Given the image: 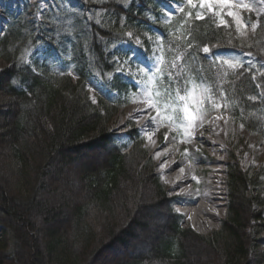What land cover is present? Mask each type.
Listing matches in <instances>:
<instances>
[{"label":"trees","instance_id":"16d2710c","mask_svg":"<svg viewBox=\"0 0 264 264\" xmlns=\"http://www.w3.org/2000/svg\"><path fill=\"white\" fill-rule=\"evenodd\" d=\"M139 1L144 6L137 1L128 8L114 2L97 5L108 6L114 17L109 27L93 28L92 53L88 62L82 57L76 82L21 63L25 40L20 24L0 41V58L9 64L0 72V232L9 233L12 241L8 253L5 239L0 240V264H93L102 256L115 264H256L257 238L264 234V173L241 166L237 144L228 142L227 216L219 231L202 236L181 227L144 141L130 132L134 145L124 152L110 131L125 106L122 96L128 85L117 75L104 44L126 39L133 29H147V15H157L158 4ZM187 18L184 14L173 27L183 25L186 39L179 44L187 59H201L203 47L218 45L264 60V17L247 41L237 36L232 23L224 27L208 16L204 21ZM157 26L170 37L171 27ZM199 63L213 91L221 84L231 96L235 119L264 136V75L241 68L219 83L218 74L205 61ZM91 67L106 81L114 74L118 101H91ZM244 146L242 155L248 150ZM87 155L98 156V165L79 171L81 195L52 206L62 177L73 162L80 167V158ZM63 217L69 221L66 230L58 227Z\"/></svg>","mask_w":264,"mask_h":264},{"label":"rangeland","instance_id":"374dc122","mask_svg":"<svg viewBox=\"0 0 264 264\" xmlns=\"http://www.w3.org/2000/svg\"><path fill=\"white\" fill-rule=\"evenodd\" d=\"M35 1L37 0H0L1 13L10 11L16 16V18H24L28 20L25 22L21 21V26H23L21 34L22 38L25 40V46L21 52L22 59L27 65H31L33 68L46 65L51 69L52 72L71 74L73 76V81H76L79 75L78 68L84 65V63L82 62V57L84 56L88 62L92 53L90 46L91 42L93 41V28L95 26L106 28L109 27L110 23L112 22V18L114 17V15H112L111 11L107 8L109 6L108 3L114 2L115 4L129 7L135 0H39L38 4L34 5L33 2ZM145 1L147 2L148 0ZM200 2L201 0H193V3L196 4V8H192L187 4L186 0H183L182 3L169 2L168 0H164L165 4L160 7V11H162L160 22L164 25H168L173 22V16H176L181 12L179 11V8L181 6H186V8L189 7L188 11H203L208 13L206 8L203 10L200 9ZM245 2L250 4L251 11L247 9L235 8L233 9V11H239L245 22L249 24V27L245 30L247 32V35L241 36L240 33L237 32V36L242 40H251L258 29L257 27L256 30L253 31L251 28L252 23H257L252 22V16L259 18L264 15V0H245ZM91 4H94L95 6H91ZM97 5L108 6L106 8H100ZM217 10L219 11V9ZM227 10L228 9H224L221 12V15L223 16V19L227 21V23H232L233 19L225 15ZM148 15H151V13ZM212 15L214 16V14ZM5 17L8 20L11 19L9 15H5ZM149 19L153 23L157 21L156 17L153 14L149 17ZM5 22L6 23L0 24V27L4 26V28L6 29L5 26H7L9 23L8 21ZM133 30L134 31L127 32V37L129 39L128 43H118L115 40H112L108 43L105 42L104 48L105 50H108L109 52L114 54V62L116 66L123 67L124 69L123 71H120L119 74L124 77V80L127 83L134 87L135 93L139 94L143 87H151V85L140 84L139 81H147L148 77L155 72L158 58L162 56L161 51L163 49V36L160 30L156 28L152 29V31H141L140 29ZM1 33L2 31H0V34ZM137 40L139 41V44H137ZM205 54L208 55L209 61L213 63L222 74L227 73L229 70H233L227 65L223 64L224 60H228L232 63H235L237 60H239L242 65L264 73V63H259L250 55H245L241 52H238L237 50H217L214 52L213 49H209V52ZM178 57L181 58H170L169 64H167V61L164 59V63L160 65L165 69V84L168 82L167 72L169 71L173 73L174 77H184V70L186 66L184 67L183 65L182 55H179ZM126 60L132 64L131 67H129L128 64L125 63ZM174 60L176 63L175 68L172 67V62ZM191 63L195 66L199 65L197 60H192ZM7 66L8 64L3 59H0V71ZM138 69L142 70V72H138ZM189 78L190 77H186V80ZM192 78L196 80L195 77ZM196 82L208 85L204 78L196 80ZM155 83L157 87L162 86L159 78H157ZM88 84L90 97L92 100L96 101L98 96L106 97L108 99L117 98L116 93L110 92L109 89H106L104 87L105 85L96 70H93L92 77L89 80ZM222 96L223 95H221V97ZM224 102H227V100H224ZM127 103L129 104L126 106V108L119 112V114H117V116L110 123V129L112 133L116 135L115 138L117 145H119L120 147H125V150L128 151L131 148L132 143L129 140L130 137L126 133L127 130L124 128H126L127 126L128 131L135 129L144 138L145 147L151 152L155 165L157 166L158 163L162 164V161L155 155V150L153 148L154 144L147 141V137L143 136L140 132L141 128H149L147 125L148 123L143 127L142 123H144L145 120L140 119L137 123L136 119L130 118V115H132V111L137 110L140 107H144V105L132 102V95H130V97L128 98ZM205 107L208 109V113L205 117L203 125L212 124V122L214 121H218L219 124L216 127H213V132H209V129L207 127H201L195 133H200L203 131L206 132L208 136H212L214 134L216 140L219 141L218 146H207L206 148L209 152H212V150H218L220 148L223 150V153L219 159L224 163H219L218 167L223 170V172L221 173V177L224 182L223 184H221V188L222 193L226 194L225 162L227 152L225 148V140L229 141L233 145H238L240 153L239 151H237V156L241 155V161L243 162L244 168L250 169L253 172L259 171L264 173V138H259L255 133L248 131L238 119L234 120L229 112V107H226V109L224 110H222L221 108L219 110H215L212 109L207 102L205 104ZM218 115H222L223 119L217 120L215 117ZM123 120H128L129 122L122 129L120 127L124 123ZM225 120L227 121V123H225ZM241 125H243V127H241ZM159 131L161 133L159 132L158 134V147L160 149H170L169 141H174L173 137H177L179 135L178 131L170 130L168 127H161ZM166 133L168 134L167 144H165L164 142V136ZM153 140H156L155 135L153 136ZM193 141L191 143L179 144H183L185 146V149L189 151L194 147ZM175 142L178 143V141H174V143ZM247 144V149L249 151H245L242 155V152L246 150L244 145ZM87 156L88 157L86 158H80L79 162L81 163V166L78 168V164L73 162L66 175L62 177V180L58 185L60 191L55 197V200L53 199L54 201L51 202L53 204L52 206H63L65 203L72 202L71 200L77 199V197L81 195L79 171H81L85 167L98 165V162H96V160H98L99 158L98 156L95 159L89 158V155ZM162 156H164V154H162ZM165 157L169 158L167 153ZM184 159L186 158L183 152L181 160L186 161ZM216 163L217 161H215V163L213 162L211 166H217ZM199 174H201V172ZM160 179L165 189H167L169 187V184L167 183V178L165 177V175L160 176ZM261 181L264 182V179ZM202 190V187H196L195 193L197 194V196L201 195ZM196 203L197 201L193 204V206H195ZM177 212L182 215L179 211ZM223 212L224 213L222 216L225 217L226 208ZM159 213H162L163 215L164 211L161 210V212ZM182 216V227H192L187 217H185L184 215ZM224 217H222V220ZM65 219L66 217H63L60 226H58L60 227V230H66V226L68 225L67 223L69 221L67 220L68 218L66 220ZM222 220L213 225L214 227L212 228V231H216L220 228ZM158 222L160 221L157 220V224ZM197 223L199 224L197 227V232L200 235H208L211 232L209 228H205L200 218H198ZM160 224H162V221ZM0 236H2L1 232ZM3 239H5L7 244V252L10 253V251H12V241L10 234L7 233L0 237V240L3 241ZM258 248L259 249H257L254 254L256 258L254 257L255 260L253 259V261L256 262V264H264V235L260 238ZM191 255L193 258H197V254L195 252H192ZM104 257L102 256L93 264H115L112 259L108 261L103 260Z\"/></svg>","mask_w":264,"mask_h":264},{"label":"snow or ice","instance_id":"6c2138e0","mask_svg":"<svg viewBox=\"0 0 264 264\" xmlns=\"http://www.w3.org/2000/svg\"><path fill=\"white\" fill-rule=\"evenodd\" d=\"M186 2L192 8H196V4L193 3V0H186ZM205 8L217 18V26L223 24L225 27H228V23L223 19L221 12L224 9H228L225 15L233 19L236 31L239 32L241 36L247 35L245 30L249 27V24L245 22L239 11H233L234 8L251 11L250 4L246 3L245 0H201L200 9L203 10ZM217 9H219V11ZM179 11L184 12V7L181 6ZM186 15L192 17L193 13L188 12ZM195 17L198 20H202L205 18V13L203 11H197ZM258 26V22L251 24L253 31H255ZM137 44H139L138 40ZM202 51L208 53L209 48L203 47ZM180 58L181 57H177L176 59ZM125 63L128 64L129 67L132 66L127 60ZM163 63L164 57L160 56L155 72L148 77L147 81H139L140 84L151 85V87L145 86L139 94H132V102L144 105L143 108L137 109L141 115L135 118L136 122L138 123L140 119H148L151 121V130H149V128H141L140 132L143 136H146L147 141L152 144H155L153 136L161 127H168L170 130L178 131L179 135L173 137L174 141H178V143H191L195 138V132L203 127L205 117L208 113V109L205 107L206 102L215 110H219L223 105L211 94L212 89L210 86L197 83L192 77L181 83L176 80L173 73L169 71L167 72L168 82L165 84V69L160 66ZM223 64L233 70L243 67L239 60L235 63L224 60ZM172 67H176L175 60L172 62ZM117 70L123 71L124 69L123 67H118ZM138 72H142V70L138 69ZM157 78L161 81V87H157L155 83ZM249 99L255 98L249 97ZM93 103H95V100H93ZM215 118L220 120L223 119V116L218 115ZM225 123H227L226 120ZM241 127H243V125H241ZM164 142L165 144L168 143L167 133L164 136ZM198 150L199 149H197V151ZM167 151V148L162 149L156 153V157L159 158L162 154H166ZM184 155H188L187 149L184 150ZM167 164L168 161H165L160 167L164 168ZM179 171L183 173L184 168L179 167ZM193 179L196 178L193 177Z\"/></svg>","mask_w":264,"mask_h":264},{"label":"bare ground","instance_id":"6f19581e","mask_svg":"<svg viewBox=\"0 0 264 264\" xmlns=\"http://www.w3.org/2000/svg\"><path fill=\"white\" fill-rule=\"evenodd\" d=\"M140 107L138 109H141ZM141 115L137 110L132 111V115H130L131 119H135ZM145 120L144 123L148 125L150 128L151 121L148 119ZM219 124L218 121L212 122V124H205L203 127H207L209 132H213L214 128ZM151 129V128H150ZM216 131V129H215ZM159 130L156 131V134H159ZM161 133V132H160ZM194 138V147L188 151V155L185 156L187 161L178 160L175 151H173L174 141H169L170 149L166 152L169 156L168 170L170 177L174 181L176 187H186L188 185L200 184L203 187L202 193L200 196L197 194L191 193V191H187L185 193V202L187 205L195 204L197 208V216L204 221V219H209L211 217L210 210L213 206L218 203V193L217 188L214 185H210L206 183L203 179L206 174L209 172L211 164L217 161L220 153L216 150H212L209 152L206 148L218 146L219 141L216 140L214 134L212 136H208L206 132L195 133ZM172 148V149H171ZM197 149H199L197 151ZM172 150V152H171ZM184 159V160H186ZM191 161V165L188 166L187 163ZM179 167H183L184 171L181 173L179 171ZM201 172V174H199ZM203 174V176H202ZM195 177L196 179H193ZM200 203V204H199Z\"/></svg>","mask_w":264,"mask_h":264}]
</instances>
